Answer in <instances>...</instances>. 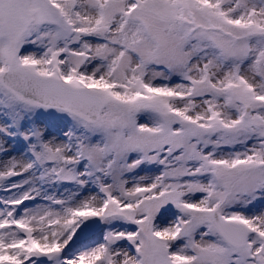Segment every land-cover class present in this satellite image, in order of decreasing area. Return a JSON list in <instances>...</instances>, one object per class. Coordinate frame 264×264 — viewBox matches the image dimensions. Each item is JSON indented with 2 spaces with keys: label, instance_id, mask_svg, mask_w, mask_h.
<instances>
[{
  "label": "snow or ice",
  "instance_id": "snow-or-ice-1",
  "mask_svg": "<svg viewBox=\"0 0 264 264\" xmlns=\"http://www.w3.org/2000/svg\"><path fill=\"white\" fill-rule=\"evenodd\" d=\"M0 264H264V0H0Z\"/></svg>",
  "mask_w": 264,
  "mask_h": 264
},
{
  "label": "rangeland",
  "instance_id": "rangeland-1",
  "mask_svg": "<svg viewBox=\"0 0 264 264\" xmlns=\"http://www.w3.org/2000/svg\"><path fill=\"white\" fill-rule=\"evenodd\" d=\"M53 134H57V133L54 132Z\"/></svg>",
  "mask_w": 264,
  "mask_h": 264
}]
</instances>
